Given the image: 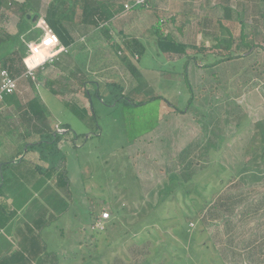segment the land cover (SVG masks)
Segmentation results:
<instances>
[{"label": "rangeland", "instance_id": "rangeland-1", "mask_svg": "<svg viewBox=\"0 0 264 264\" xmlns=\"http://www.w3.org/2000/svg\"><path fill=\"white\" fill-rule=\"evenodd\" d=\"M97 1L115 13L132 2ZM48 3L33 1V14L19 25L18 6L0 9V30L22 34L21 41L0 44V68L24 43L42 37L36 23ZM81 3L64 25L83 48L61 55L45 75L66 102L89 109L88 122L65 109L45 82L23 78L24 71L19 77L21 106L38 97L51 128L71 130L59 133L58 146L74 201L47 236L60 264H264V0H149L121 9L112 24L83 23ZM173 14L179 23L190 16L191 23L179 31L169 21ZM157 18L162 33L190 47L188 55L158 51ZM107 23L116 34L140 39L141 59L119 33L113 41L105 35ZM196 46L206 51L195 61ZM227 55L236 58L215 64ZM103 63L111 67L104 75L98 73ZM95 82L102 92L106 82L123 83L126 98L143 104L103 105ZM20 122L16 107L7 106L0 140L17 137L15 130L22 136ZM11 143L1 145L0 162L8 160ZM200 210L195 223L185 220ZM100 212L111 220L99 233L93 225Z\"/></svg>", "mask_w": 264, "mask_h": 264}, {"label": "trees", "instance_id": "trees-1", "mask_svg": "<svg viewBox=\"0 0 264 264\" xmlns=\"http://www.w3.org/2000/svg\"><path fill=\"white\" fill-rule=\"evenodd\" d=\"M33 1L35 0H25L22 3H18L12 0H0V9L9 8L11 6H18V10L21 12V21L25 20L30 12V9L34 7ZM78 4V0L71 3L70 0H53L49 6L46 9V15L45 20L49 24V26L53 29V31L58 35L60 38V41L62 45L65 48H69L73 40L70 37L65 25L64 21L66 22H72L74 21L75 14H76V5ZM82 22L85 24H96V22H108L114 17L115 10L110 11L108 9V6L104 5L102 2H99L97 0H82ZM124 10V6L119 9ZM179 15L173 14L171 15V19L169 20L171 23L176 25V28L179 31H182L185 27V25L191 23L190 16H183L184 22L178 21ZM29 20V19H28ZM157 23L155 24L153 28V33L158 35V38L156 40V45L158 47V51L162 54L167 55H188V47L187 45L183 43L177 42L170 34H164L161 31V24L162 19L157 18ZM178 24V26H177ZM107 29V28H106ZM109 29L105 30V34L109 39H112L111 36H108ZM121 36V39L124 41V46L126 47V50L133 54H139L140 57L142 56L143 51L145 50V47L137 38H128L126 37V34L121 32L119 33ZM17 38L19 37V41H21L22 34L18 32L16 35ZM16 36H11L9 34H6L5 31L0 30V44H4L6 42H9L13 40ZM242 38L244 36L242 35ZM129 39V40H128ZM245 39V38H244ZM223 41V40H222ZM226 42V41H225ZM230 42V40H229ZM119 40L117 42L118 45ZM25 44V43H24ZM230 44V43H229ZM239 46V45H238ZM117 48V47H116ZM192 51H194V59L195 61L201 55V53L206 51L205 47H192ZM28 55V49L26 44L23 45L22 48L15 50L9 57L3 60L2 67L0 69H7L11 75L15 78H19L20 75L26 72V67L24 65V58ZM16 56V58H14ZM189 60L192 59V57H188ZM234 56H223L221 60H218L215 64H220L222 62L231 61L235 59ZM60 57L53 63V64H46L43 69H39L35 72V80L39 82H45V85L49 89V91L53 94V96L59 100L64 106L65 109L77 111L78 113H82V120L88 122L90 119L91 113H89V109L80 107L77 104H71L66 102L63 99L62 94L56 90L55 83L48 80V78L45 75V71L50 66H59L61 64ZM18 65H16V64ZM49 66V67H48ZM131 69L134 70L133 66H130ZM135 89H133L130 93L134 92ZM19 94V93H18ZM15 94L11 97H8L6 99L7 106H15L16 109L20 113V118L22 126L24 127L23 132L24 135L18 137L19 133L15 132V135L19 139H27V138H36L37 140L32 142V144L29 146V151L38 152L40 156V160L44 161L48 164V168H46L44 171L41 172V175L43 178L54 181L56 190L61 191L63 194V197L67 203H65V207L63 208V211L57 212L56 215H53L48 222H43L41 225L36 226V228H33L30 225H26V232H22V237L24 240H22V250L14 253L11 256L6 257L1 264H60V257L55 252H49L47 249V246L42 239L41 233L43 232L46 227L52 225L60 217L65 215L68 212L69 207L71 206V202L73 199V194L71 190V182L69 178V172L67 170V161L65 155L62 153V151L59 149V143L62 139L61 135L57 133L55 130H53L50 126V120H49V114L47 107L43 104V102L38 98L35 97L31 99L28 104H26L25 107H22L19 103L18 97L19 95ZM96 96L103 103V105H106L108 107H111L114 103H118L121 101L122 103H126L129 106H138L143 103L136 102L135 100L127 99L126 95L124 94V88L120 84L116 83H108L106 85L105 92H99L98 88L96 89ZM0 121H1V114H0ZM62 130L65 131H71L70 127L68 125L61 126ZM75 138H77V135H75ZM22 153H20L21 155ZM16 169V166L13 162H7L5 164L1 165L0 168V186L2 184V178L5 174V171L8 169ZM19 172V170H18ZM51 189V188H50ZM57 207V205H56ZM102 211V210H101ZM203 213L202 210L196 212V214L192 217H185L186 221H189L190 224L195 223L200 215ZM102 214L101 212L94 215V229H95V223L97 219L99 220V217ZM17 215L16 210H12L6 203L0 202V235L2 231L9 228L15 219ZM111 216V215H110ZM111 220V217L109 221ZM108 221V223H109ZM105 225V230H106ZM104 230V231H105ZM97 232H103L99 229H95ZM25 241V242H24ZM28 244V245H27ZM30 246V249L29 247Z\"/></svg>", "mask_w": 264, "mask_h": 264}, {"label": "crops", "instance_id": "crops-1", "mask_svg": "<svg viewBox=\"0 0 264 264\" xmlns=\"http://www.w3.org/2000/svg\"><path fill=\"white\" fill-rule=\"evenodd\" d=\"M52 1L53 0H49L48 5ZM102 3L106 6L108 5L112 6L107 1ZM110 6H108V9L111 12L114 11ZM118 12L119 10L116 11V13ZM115 14L114 17L108 21V23L111 21V23L109 24H112L114 18L117 16ZM109 24L107 27H105L104 31L109 29L108 31L110 32V35L112 37V39L110 40L113 41V35L116 34V31L112 30ZM66 29L73 40L72 45L69 48H67V51L69 52L71 49H77V51H81L80 49L83 48V46H81L80 44V39L78 38L79 35L78 34L74 35V32L72 28L70 29V27ZM121 32L124 33L123 30H120L117 32L116 35H118V33ZM100 37H98V45L101 44V41L99 39ZM126 37L129 38L130 37L129 34L128 35L126 34ZM136 38L139 39L138 37ZM119 54H121V52H119ZM106 59L109 60L110 57ZM110 68L111 67L109 65L106 66V63H103L102 67L98 69V73L104 75L103 73L105 72V74H107L106 72L110 71ZM107 84L108 83L106 82L105 89ZM94 85L96 89L98 88L99 92L100 91L102 92L101 82H95ZM120 85H122L124 88L123 83H120ZM132 90L133 88L130 89V91ZM69 133H71V131H66V133L64 134H69ZM69 137L72 138L73 136L69 135ZM3 139L0 140V147L3 143L5 144H7L8 142H12V143H11V151L8 155V160L5 159L6 160L5 162H0V168L2 164H5L7 162H13L14 165L16 166V169L13 168L8 169L5 171V174L3 175L2 178L3 181L0 186V202L6 203L13 211L16 210L17 215L13 220L11 226L6 230L2 231L0 235V264L6 257L11 256L14 253L22 250L21 244H22V240H24V238L22 237V232L24 231L25 233L27 231L26 230L27 224L32 226L33 228H36V226L41 225V223L48 222L53 215L57 214V212L63 211L64 210L63 208L65 207V203H67L60 190L57 189V191L55 192L56 190L55 182L47 180L43 178V176L41 175V172L44 171L46 168H48V164L40 160V156L38 152H34V151L28 152L29 146L32 144V142L36 141L37 139L36 138L19 139L18 137H15L14 139H10V140H5V138L3 137ZM75 139L76 138L74 136L73 141H75ZM59 149L62 151L61 146H59ZM20 153L22 154L20 155ZM73 201L71 202V206L69 207L68 212L62 217H60L58 221L46 227V229H44L43 232L41 233L42 239L44 240L49 252H55L59 255L58 252L52 251L50 249V244L48 243V239H47V236L49 235L48 231L49 229L51 230L54 224L59 222L64 216H66L69 213ZM28 247L30 249V246Z\"/></svg>", "mask_w": 264, "mask_h": 264}, {"label": "built area", "instance_id": "built-area-1", "mask_svg": "<svg viewBox=\"0 0 264 264\" xmlns=\"http://www.w3.org/2000/svg\"><path fill=\"white\" fill-rule=\"evenodd\" d=\"M148 2L149 0H132L130 4H125L124 10L146 7ZM36 28L42 32V37L38 41L25 43L28 55L23 60L26 72L22 75L23 78L33 81L37 70L43 69L46 64H53L58 57L68 52L44 18L37 21ZM19 82V78L13 77L7 69H0V114L7 108L6 99L19 93ZM110 217L108 212H103L95 223V229L104 231Z\"/></svg>", "mask_w": 264, "mask_h": 264}, {"label": "water", "instance_id": "water-1", "mask_svg": "<svg viewBox=\"0 0 264 264\" xmlns=\"http://www.w3.org/2000/svg\"><path fill=\"white\" fill-rule=\"evenodd\" d=\"M32 14H33V10H30V12H29L27 18L30 19V17H31ZM58 133H66V131H65V130H63V131L61 130V131H59Z\"/></svg>", "mask_w": 264, "mask_h": 264}]
</instances>
